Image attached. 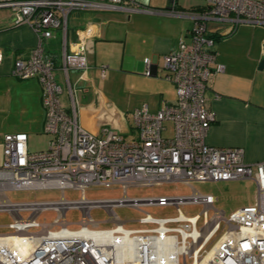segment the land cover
<instances>
[{"label":"built area","instance_id":"1","mask_svg":"<svg viewBox=\"0 0 264 264\" xmlns=\"http://www.w3.org/2000/svg\"><path fill=\"white\" fill-rule=\"evenodd\" d=\"M170 1L172 6L175 0ZM202 2L200 9L176 13L189 16L192 26L187 37H179L176 47L163 56L166 78L175 85V100L163 102L156 112H150L146 103L136 107L132 111L134 135L125 138L106 126L97 134L90 133L77 121L76 88L70 83L69 71L81 70L77 80L83 79L88 67L85 36L78 34L69 52L63 49L59 65L44 52L42 40L59 30L65 43L67 18L74 10L174 14L172 7L164 11L136 0H0V8L10 10L14 25H28L36 33L37 44L27 58L15 59L11 73L20 79H38L45 110L43 131L49 136L47 148L38 152L28 150L24 132L3 136L0 211L9 213L12 221L7 224L11 231L0 233V264H264V155L248 163L241 147L206 142L215 114L207 107L205 94L213 74L224 70L213 49L217 28L211 29L209 24H226L227 34L243 23L264 26V0ZM2 59L0 50V62ZM57 69L64 78L72 113L62 105ZM104 73L102 67L101 75ZM144 74L151 75L149 57L144 58ZM165 122L171 123L169 136L163 135L168 131ZM241 179L255 182L254 201L227 216L214 206L216 197L196 190L189 195L155 197H128L125 193L129 186ZM89 185H118L123 195L87 199L83 193ZM48 188L61 192L77 189L82 196L75 201L62 194L57 201L11 202L4 195L7 190ZM187 204H199L202 209L187 216L181 210ZM122 205L136 209L171 205L177 213L161 218L146 213L138 221L151 226L127 228L113 209ZM93 207H104L114 225L99 228L90 216ZM70 208L82 211L76 229H70L65 219ZM48 209L57 212L56 218L39 221V214ZM101 232L105 240L95 238Z\"/></svg>","mask_w":264,"mask_h":264},{"label":"crops","instance_id":"2","mask_svg":"<svg viewBox=\"0 0 264 264\" xmlns=\"http://www.w3.org/2000/svg\"><path fill=\"white\" fill-rule=\"evenodd\" d=\"M137 3L169 10V0H136ZM202 3H189L185 9L175 0L172 11L147 13L126 9L74 10L67 18L65 43L62 33L43 39L41 46L59 65L63 49L69 52L78 34L87 39L88 67L83 79L81 70H70L69 80L76 88L74 109L78 123L88 132L97 134L102 126L122 135H134L132 111L142 103L156 112L163 102L176 98L175 85L166 78L163 56L177 45L178 38L187 37L192 26L189 16L176 13L200 9ZM214 32L216 62L224 70L213 74L207 89L206 103L215 114L206 142L213 146L241 147L244 159L255 163L264 155V36L258 43H240L238 35L227 34L226 24H209ZM36 33L25 24L14 25L10 11H0V139L6 133L43 134L45 110L42 88L37 78L20 79L11 73L16 58H27L37 44ZM235 41V43L233 42ZM239 42V43H238ZM151 59V75L144 74V58ZM105 68L103 78L101 68ZM118 76L122 96L112 91L107 81ZM57 82L62 85L61 102L72 113L67 87L59 69ZM116 79V78H115ZM113 86V85H112ZM130 90V91H128ZM132 90L137 97L132 99ZM125 98V99H122ZM28 147V146H27Z\"/></svg>","mask_w":264,"mask_h":264},{"label":"rangeland","instance_id":"3","mask_svg":"<svg viewBox=\"0 0 264 264\" xmlns=\"http://www.w3.org/2000/svg\"><path fill=\"white\" fill-rule=\"evenodd\" d=\"M203 0H178L185 9H189V3L202 2ZM0 11H10L8 8H0ZM232 34L238 35L240 43H258L261 36H264V26L239 24ZM235 43V41L233 40ZM238 42V43H239ZM104 76V75H103ZM101 75V77L103 78ZM108 78V82L112 87V91L118 94L119 99L121 93H126L121 90L120 80L117 77L114 79ZM113 85V86H112ZM130 91V90H128ZM131 92V91H130ZM132 99L138 95L137 92L132 90ZM125 99V98H122ZM164 125L168 131L163 132V135H170L169 129L171 128L170 122H165ZM134 134V133H133ZM125 138H130L131 135H124ZM48 137L43 134H29L27 146L30 152H38L47 148ZM3 161L2 143L0 139V165ZM193 190L203 194H211L216 197L214 206L229 215L233 210L244 205L251 204L254 201L256 193L255 182L251 179L241 180H226V181H192L189 184L180 181L165 182L153 186H129L126 190L128 197H155V196H169V195H189ZM63 194L67 200H78L81 198L82 193L80 190L68 188L61 192L59 189H35V190H7L4 195L11 202L31 201V200H51L57 201ZM87 199H112L119 198L123 195V190L118 185L105 187L101 185H89L83 193ZM115 215L122 221H126L124 226L127 228H144L151 226L150 224H143L138 221L146 213L155 218L175 216L177 211L174 206H142L136 209L131 206L122 205L115 206ZM202 209L199 204H187L181 207L182 212L187 216L195 215ZM210 214L212 211H209ZM22 215H25L23 213ZM82 211L80 208H70L65 212V219L68 222L70 229H76L79 226ZM57 216V212L48 209L39 214L38 220L41 222H51ZM91 218L99 223V228H109L114 225V222L109 219V214L104 207H93L90 210ZM12 221L11 215L7 212L0 211V233L10 232L11 229L7 224ZM200 225V222L199 224Z\"/></svg>","mask_w":264,"mask_h":264},{"label":"water","instance_id":"4","mask_svg":"<svg viewBox=\"0 0 264 264\" xmlns=\"http://www.w3.org/2000/svg\"><path fill=\"white\" fill-rule=\"evenodd\" d=\"M169 3L167 5V8H171V1L169 0ZM262 49H264V44H262ZM258 68L259 69H264V58H262L260 61H259V64H258Z\"/></svg>","mask_w":264,"mask_h":264},{"label":"bare ground","instance_id":"5","mask_svg":"<svg viewBox=\"0 0 264 264\" xmlns=\"http://www.w3.org/2000/svg\"><path fill=\"white\" fill-rule=\"evenodd\" d=\"M100 234V235H99ZM97 236H95V238H98V239H101V240H105L104 239V237L105 236H103L104 234H103V232H101V233H99ZM103 238V239H102ZM17 241V240H16ZM118 255V254H117ZM125 257H128V255H125ZM161 264H167V263H161Z\"/></svg>","mask_w":264,"mask_h":264}]
</instances>
